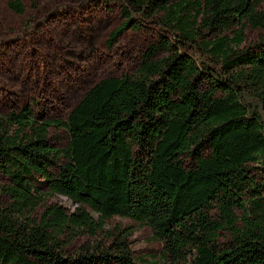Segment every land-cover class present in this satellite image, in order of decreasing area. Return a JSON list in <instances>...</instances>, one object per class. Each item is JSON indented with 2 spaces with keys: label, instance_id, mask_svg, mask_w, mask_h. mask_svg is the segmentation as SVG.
<instances>
[{
  "label": "trees",
  "instance_id": "obj_1",
  "mask_svg": "<svg viewBox=\"0 0 264 264\" xmlns=\"http://www.w3.org/2000/svg\"><path fill=\"white\" fill-rule=\"evenodd\" d=\"M107 1L122 19L110 47L146 18L158 40L64 120L0 113V264H264V180L246 170L264 172V0ZM7 8L22 15L23 0ZM246 28L261 36L242 51ZM57 196L74 209L47 205ZM215 205L242 209L250 227L224 249ZM112 217L148 225L159 258H134L128 229L104 232ZM80 238L94 243L72 251Z\"/></svg>",
  "mask_w": 264,
  "mask_h": 264
},
{
  "label": "rangeland",
  "instance_id": "obj_2",
  "mask_svg": "<svg viewBox=\"0 0 264 264\" xmlns=\"http://www.w3.org/2000/svg\"><path fill=\"white\" fill-rule=\"evenodd\" d=\"M7 2L0 0V113L29 106L40 118L64 120L95 83L108 77L133 75L142 53L158 40L161 32L158 18L142 19V26L128 29L110 47L109 36L122 23L119 2L23 0L22 15L10 11ZM260 36L259 30L246 28L241 50H250ZM49 137L56 147L66 146L64 132L52 130ZM185 163L190 162L187 159ZM246 170L254 181L264 180L258 164L250 163ZM51 204L74 209L61 196L49 199L47 205ZM90 215L97 220V215L91 212ZM209 216L221 226L215 233L220 249L234 243L240 231L250 228L242 209L234 208L226 216L221 206L215 205ZM115 227L131 232L129 242L134 258L154 261L159 258L162 244L153 240L148 225L112 217L105 221L103 231ZM102 239V234H98L97 240ZM93 243V239L80 238L72 251Z\"/></svg>",
  "mask_w": 264,
  "mask_h": 264
}]
</instances>
